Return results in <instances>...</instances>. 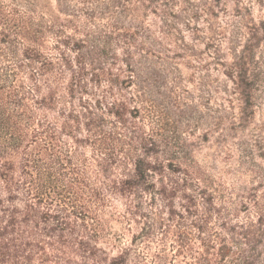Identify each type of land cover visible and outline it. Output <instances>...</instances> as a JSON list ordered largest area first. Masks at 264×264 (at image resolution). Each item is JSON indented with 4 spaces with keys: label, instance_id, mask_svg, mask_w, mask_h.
I'll list each match as a JSON object with an SVG mask.
<instances>
[{
    "label": "trees",
    "instance_id": "trees-1",
    "mask_svg": "<svg viewBox=\"0 0 264 264\" xmlns=\"http://www.w3.org/2000/svg\"><path fill=\"white\" fill-rule=\"evenodd\" d=\"M189 1L0 0V264H264V183L158 130L182 68L252 106L244 50L197 52Z\"/></svg>",
    "mask_w": 264,
    "mask_h": 264
},
{
    "label": "rangeland",
    "instance_id": "rangeland-1",
    "mask_svg": "<svg viewBox=\"0 0 264 264\" xmlns=\"http://www.w3.org/2000/svg\"><path fill=\"white\" fill-rule=\"evenodd\" d=\"M182 6L188 7L187 16L195 13L189 30L183 32L206 60L229 62L244 50L245 86L252 92V106L241 111L234 85L221 67L211 63L206 85L190 81V69L182 68L177 108L168 93L171 84L162 87L158 130L166 137L182 131L195 159L240 193L264 183V0H190ZM209 8L211 15L206 12ZM207 36L211 47L205 51L202 41L207 42Z\"/></svg>",
    "mask_w": 264,
    "mask_h": 264
}]
</instances>
